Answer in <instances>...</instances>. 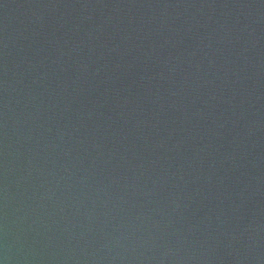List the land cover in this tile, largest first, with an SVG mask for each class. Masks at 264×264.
Masks as SVG:
<instances>
[{
    "label": "water",
    "instance_id": "obj_1",
    "mask_svg": "<svg viewBox=\"0 0 264 264\" xmlns=\"http://www.w3.org/2000/svg\"><path fill=\"white\" fill-rule=\"evenodd\" d=\"M0 264H264V0H0Z\"/></svg>",
    "mask_w": 264,
    "mask_h": 264
}]
</instances>
